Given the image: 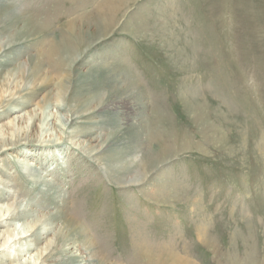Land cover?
Segmentation results:
<instances>
[{"label": "rangeland", "instance_id": "374dc122", "mask_svg": "<svg viewBox=\"0 0 264 264\" xmlns=\"http://www.w3.org/2000/svg\"><path fill=\"white\" fill-rule=\"evenodd\" d=\"M104 2L0 0V135L27 131L0 147V213L26 212L9 230L81 223L97 254L64 242L52 264H145L141 239L188 264H264V0H123L109 28ZM72 23L84 35L59 52ZM129 77L136 97L115 90ZM155 126L176 145L145 174ZM58 225L11 238L0 264H32Z\"/></svg>", "mask_w": 264, "mask_h": 264}, {"label": "bare ground", "instance_id": "6f19581e", "mask_svg": "<svg viewBox=\"0 0 264 264\" xmlns=\"http://www.w3.org/2000/svg\"><path fill=\"white\" fill-rule=\"evenodd\" d=\"M122 2H123V0H106V2H104L102 7L99 9V12L96 13L93 16V18H95V20L97 21L96 25L98 27H100V26L104 27L105 26L106 28L108 26H110L112 24V22L114 21V19L116 17V14L122 9V5H121ZM3 11H4V14L7 15V14H9L10 9L8 7H6V8L3 9ZM27 16H26V18H27ZM45 16H47V15H45ZM30 18H29V20H30ZM15 19H16V17H12L11 23ZM22 19H24V18H22ZM88 19H89V17H88ZM31 21H33V20H31ZM43 21H45V20H43ZM88 21L91 22V20H88ZM33 22H35V20ZM85 23H87V22L84 20L82 22V24L84 25ZM36 24H38V26H40L39 23H36ZM44 25H48V23L44 24ZM29 28H30L29 21H26L23 24L22 29H23V31H26V30H29ZM80 29L81 30H79L77 28L76 24L72 23L69 26V31L72 34L71 37H67V38L65 37L64 39H66V44L64 43L65 40L63 39L64 42L61 43V45L59 47H57L56 50L59 51V52H61L63 49L69 51L71 49V46H70L71 45V40L83 37L84 32L82 31V28H80ZM100 31H101V29H100ZM20 39H22V38H20ZM76 48H74L73 50H75ZM71 53H72V51H71ZM52 58H55V57H52ZM68 59H70V57ZM68 63H70V62H68ZM123 73H125V72H123ZM125 75H126V73H125ZM118 77L119 76H117L116 80L119 79ZM112 79L115 80V78H112ZM119 85L121 86V88H123V90L118 92L117 90L119 89ZM116 88L117 89H115V90L118 92V94H120V95L125 94L126 95V96H122V97H127L130 94H132V95H134L136 97L139 94H141L140 88L137 86L136 83H134L132 81V79L130 77L127 79V82L123 81V84L122 83L118 84V86H116ZM194 91H196V90H194ZM196 93H197V91L194 94H196ZM10 97L13 98V96H11V95H10ZM1 102L2 101H0V103ZM129 104H131V102H129ZM153 129H154L153 130V136H151L153 138H151L152 140H150L148 143L146 142L145 153L143 154L144 166H145V168H144L145 174H147L149 171H151L153 168H155V166H156V164H158V162L165 161L166 159L169 158V156L171 158V155L174 154L173 153L174 152L173 151L174 150V146L176 145V143H173L172 145L171 144L167 145L165 143V140L162 138V135H165V132H164L165 130L163 131L161 129H158V126L153 127ZM26 132L27 131L22 132L21 135L26 137ZM151 133H152V131H151ZM21 135L19 133L16 134V136H13V135L8 136L7 135L6 137H4V136L0 135V147L1 146H8V145H11V146L14 147V146L22 143L21 142L22 137H20ZM25 139H23V140H25ZM35 140L39 141L37 138ZM23 144H25V142ZM50 144L54 145V144H57V142H52ZM177 145L181 146V148H183L182 146H184V144H180V143L177 144ZM123 169H126V167H123ZM123 174H125V172ZM10 209L11 208L8 206L7 209H6V213L5 214H1L0 213V247L4 246L5 243H7L11 238H13L15 236H19L18 240H20L21 238H26V237L32 236V237H34V242L36 243V242L39 241V239H40L39 237H40L41 234L47 233L50 230V226H52L54 224L55 225L59 224L58 225L59 227H58L57 231L55 232V236H54L53 242L51 244V247L46 249L44 254H43L42 251L39 254H37V256H36L37 260H34L32 264H45V262H47V261H49V263L52 264L57 259L58 251L62 249L64 242H73V243H78V244H79V242H81L82 243L81 245L84 247V252L86 254L88 252H90V251H92V253L95 254L94 249H93L94 248V243H93V241H92V239L90 237H87L86 231L82 227V224L80 223L81 224L80 225V224L74 222L73 219H71L68 216H66L61 210L57 211L53 215L47 217L44 221L34 222L31 225H27V226H25L22 229H18L17 234L15 235L12 230H9V225H10L11 222H14L16 220H20V219L25 218L26 212L25 211H21L19 209L10 211ZM4 227L6 229L2 230V228H4ZM142 240H144V239H141V241L139 240L140 241L139 245H141V247L139 248V251H141V255H144V257H145V264H188L185 261H181L180 260V255H178L177 253H176V255H175V253L173 254V252L166 253V254L164 253L163 256H162L161 253L155 251V253H157V254L156 255L153 254L152 250L148 246H146V244H145L148 241L145 242V240L144 241H142ZM23 246L26 247L27 244H25ZM169 246L170 245H166V247H169ZM27 249H28V246H27ZM106 259L107 258L100 257L97 264H111L109 262L107 263ZM229 262L230 261H228V263ZM49 263H47V264H49Z\"/></svg>", "mask_w": 264, "mask_h": 264}]
</instances>
